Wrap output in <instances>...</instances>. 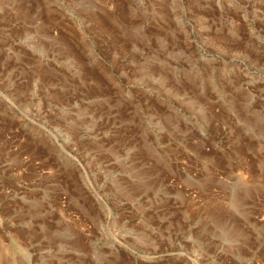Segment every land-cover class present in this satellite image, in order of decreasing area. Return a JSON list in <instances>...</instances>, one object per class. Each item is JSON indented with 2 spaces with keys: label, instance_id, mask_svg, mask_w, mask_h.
<instances>
[{
  "label": "rangeland",
  "instance_id": "374dc122",
  "mask_svg": "<svg viewBox=\"0 0 264 264\" xmlns=\"http://www.w3.org/2000/svg\"><path fill=\"white\" fill-rule=\"evenodd\" d=\"M0 264H264V0H0Z\"/></svg>",
  "mask_w": 264,
  "mask_h": 264
}]
</instances>
